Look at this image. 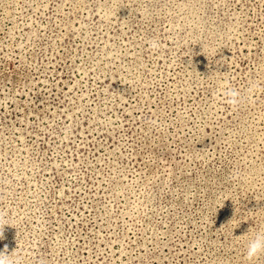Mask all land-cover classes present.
<instances>
[{"label":"rangeland","instance_id":"obj_1","mask_svg":"<svg viewBox=\"0 0 264 264\" xmlns=\"http://www.w3.org/2000/svg\"><path fill=\"white\" fill-rule=\"evenodd\" d=\"M258 232L264 0H0V253L264 264Z\"/></svg>","mask_w":264,"mask_h":264},{"label":"clouds","instance_id":"obj_2","mask_svg":"<svg viewBox=\"0 0 264 264\" xmlns=\"http://www.w3.org/2000/svg\"><path fill=\"white\" fill-rule=\"evenodd\" d=\"M148 45L151 49H158L160 47L159 41L150 39ZM227 85V81H225ZM226 97V103L232 107H237L241 103V94L234 88L226 87L223 92ZM264 254V232L256 233L255 237L251 239L246 246V258L252 261ZM0 264H16L6 253H0Z\"/></svg>","mask_w":264,"mask_h":264}]
</instances>
